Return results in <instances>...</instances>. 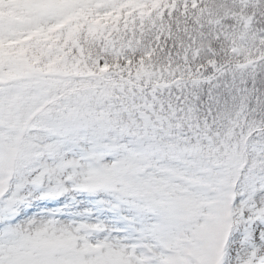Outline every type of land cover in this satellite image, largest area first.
<instances>
[{
	"label": "snow or ice",
	"instance_id": "6c2138e0",
	"mask_svg": "<svg viewBox=\"0 0 264 264\" xmlns=\"http://www.w3.org/2000/svg\"><path fill=\"white\" fill-rule=\"evenodd\" d=\"M0 264H264V0L0 7Z\"/></svg>",
	"mask_w": 264,
	"mask_h": 264
},
{
	"label": "rangeland",
	"instance_id": "374dc122",
	"mask_svg": "<svg viewBox=\"0 0 264 264\" xmlns=\"http://www.w3.org/2000/svg\"><path fill=\"white\" fill-rule=\"evenodd\" d=\"M16 0H0V7L13 4L15 6Z\"/></svg>",
	"mask_w": 264,
	"mask_h": 264
}]
</instances>
